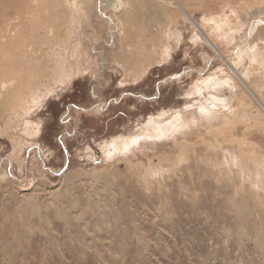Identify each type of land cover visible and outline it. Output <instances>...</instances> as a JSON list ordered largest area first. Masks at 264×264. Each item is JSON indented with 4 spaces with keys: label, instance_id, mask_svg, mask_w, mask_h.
I'll list each match as a JSON object with an SVG mask.
<instances>
[{
    "label": "rangeland",
    "instance_id": "1",
    "mask_svg": "<svg viewBox=\"0 0 264 264\" xmlns=\"http://www.w3.org/2000/svg\"><path fill=\"white\" fill-rule=\"evenodd\" d=\"M56 1L35 5L42 19L53 21L57 40L37 58L17 54L25 58L13 61L11 77L23 70L22 82L17 78L0 104L7 111L26 82L34 81L36 92L51 83L40 107L22 115L35 139L23 146L24 127L16 123L0 130V264H264V111L170 0H142L147 5H136L127 19L136 27L121 37L115 25L113 38L90 8L83 15L89 13L88 25L81 26L71 0L60 11ZM183 2L207 31L217 15L233 24L246 16L252 24L251 12L264 9L262 0ZM25 10L23 0H0V32ZM261 22L252 28L247 63L244 31L222 39L223 48L218 43L241 72L250 64L264 70ZM36 26L46 35L45 24ZM0 52L6 59L7 51ZM255 87L264 92L261 83ZM197 106L218 114L219 125L206 129ZM173 110L182 118L169 121L178 116ZM185 116L190 126L178 131ZM149 124L158 131L151 136ZM118 138V157L104 161L103 151Z\"/></svg>",
    "mask_w": 264,
    "mask_h": 264
},
{
    "label": "bare ground",
    "instance_id": "2",
    "mask_svg": "<svg viewBox=\"0 0 264 264\" xmlns=\"http://www.w3.org/2000/svg\"><path fill=\"white\" fill-rule=\"evenodd\" d=\"M58 1V2H57ZM56 2L58 3L57 5L58 6V11H60V6H61V9L62 10H65L66 7L65 5L66 4H63L64 2L63 1H68L69 0H57ZM169 1V0H168ZM185 1V0H184ZM135 2V3H134ZM144 2V1H143ZM142 0H71L70 2V7L72 9V6L74 5L75 8H73V11L78 10L80 12V14H75L74 12V15L77 16L76 18H79V20L83 17V24L82 25H86L87 22H88V15L87 16H83L85 15V13H87L86 11V7L90 8V10L93 11L94 13V20L97 21V25H102L103 24H106L107 27H109L108 29V33L109 35L112 37V33L114 35V30H113V27L115 29V25H117V28L119 30V34L121 37L125 36L126 35V32L128 30V27L129 28H132V27H136L134 22H130V21H127L128 20H131V15L134 14V10H136V5H139L143 7V5H146L145 3H143ZM166 2V1H165ZM264 2V0H262V3ZM23 3L25 5V11L24 12H18L16 17L11 19L12 23L11 25H9V22H8V30L9 31H6V32H0V49L2 48L3 51H7L6 53V59H3V60H0V104L3 103V102H6L8 96H9V93L11 92V87L13 85L16 84V81H17V78H19V81L21 79V76L23 75V70H20L18 68L17 69V75H19L20 77H14L12 78L11 77V72L16 74L15 71H14V66L11 67L12 65L16 64L14 62L13 64V61L14 60H18V59H23L25 58L24 55H21L19 56L18 58H16L17 54L18 53H21V54H27V52H31L32 55H33V58H37V56L39 55V53H42V49L41 47L44 45V44H47V43H52L54 41L57 40L58 38V31L57 29H54L53 28V21L50 22L49 20L47 19H42L40 16H39V13H38V7H36L35 5V0H23ZM50 4H52L51 2H49ZM48 2H46L47 4V7L50 6ZM62 3V4H60ZM73 3V4H72ZM170 3L173 4V6H175L176 8H178V10H181L183 12V14L186 16V18L193 24V26L196 28V30L198 31L202 41L207 44L216 54V56L221 60L223 61L224 63L223 64H227V67L229 68V70L232 72V75L238 80V82L241 84V86H243L246 91L249 93V96H250V99L252 100V103L258 108V109H262V111H264V92L262 93L261 90H257L256 87H255V84L256 82L258 83H261L263 86H264V70L261 71V73H259L256 65H249L248 68H247V71L249 73V75L247 74V72H241L237 66H235L233 64V62L231 63L230 62V57L229 55H227L228 53H225L223 51V49L220 47V45L218 44V42L213 38V36L211 35V32L210 31H206L203 26H201V24L193 17V14L192 12L189 11L188 9V6L186 5V3L183 2V0H170ZM239 3V2H238ZM54 4V3H53ZM264 4V3H263ZM55 5V6H57ZM78 5L80 7H78ZM204 5V4H203ZM232 5V4H231ZM244 5V4H243ZM54 6V5H53ZM135 6V7H134ZM141 7V8H142ZM52 8V7H51ZM57 8V7H56ZM68 8V7H67ZM61 10V11H62ZM176 10V9H175ZM55 11V10H54ZM69 11V10H68ZM72 11V10H71ZM147 11H148V7H147ZM174 11V10H173ZM236 11V10H235ZM48 12H49V9H48ZM56 12V11H55ZM238 12V11H237ZM52 13V12H50ZM66 13V12H65ZM92 13V12H91ZM252 13V17L251 18V21H252V26L250 27V31L252 32V28H256L258 27L259 25H261V21L264 20V9L263 8H259V9H256L254 10ZM166 14V12H165ZM51 15V14H50ZM59 14H57V20H60L58 19ZM67 16L65 17H68V14H66ZM243 15V14H242ZM156 17L154 15H150V17ZM250 16V15H249ZM244 17V16H243ZM74 18V16H73ZM91 18V17H90ZM66 19V18H65ZM70 19V18H69ZM92 19V18H91ZM244 19H246V16L244 17ZM208 20V19H207ZM15 21H18L17 23ZM65 21V20H64ZM70 21V20H69ZM67 22V32L71 31L73 29V27L71 26L72 24L70 22ZM72 21V20H71ZM102 22V23H101ZM153 21L150 19V23H152ZM221 23V21H220ZM255 23H258V25H254ZM37 24H45V28L47 27V31H46V35L45 33H40L39 35L37 34L39 32V29L40 28H37ZM264 24V22H263ZM88 25V24H87ZM161 25H164V23H162ZM64 26V25H63ZM74 26V25H73ZM76 26V25H75ZM74 26V28H75ZM84 28V27H83ZM82 28V29H83ZM81 29V28H80ZM258 36L264 38V26L262 28H258ZM231 31V29H230ZM235 31V30H234ZM66 33V31H65ZM236 33V32H235ZM255 33V32H254ZM253 33V34H254ZM133 35V34H132ZM115 36V35H114ZM128 36V34H127ZM246 36V35H245ZM250 36V34L248 35ZM66 37V36H65ZM113 38V37H112ZM227 38V37H226ZM62 39V40H61ZM59 40V42H62L63 41V38H61ZM245 39V38H244ZM192 40V39H191ZM64 41H66V38L64 39ZM133 41V40H132ZM141 41H144V40H141ZM42 42V43H41ZM69 43L71 42H68L67 44L69 45ZM233 43V42H232ZM243 43V42H242ZM246 43V42H245ZM66 44V43H65ZM66 44V45H67ZM229 44V43H228ZM240 44V43H239ZM244 45V44H243ZM6 47V49H5ZM245 47V46H244ZM243 47V48H244ZM242 48V50H243ZM241 49V48H240ZM263 49V48H262ZM236 52V51H235ZM240 52V51H239ZM231 53V52H230ZM242 53V52H241ZM261 53V52H260ZM3 54V52H0V56ZM264 54V53H262ZM261 54V55H262ZM247 55V54H246ZM253 56V54H252ZM211 57V56H210ZM216 57V58H217ZM233 57V55L231 56ZM236 57V56H235ZM257 57V56H256ZM252 58V57H251ZM255 58V57H254ZM260 58V57H258ZM257 60V59H256ZM263 60V59H262ZM233 61V60H232ZM27 62V61H26ZM9 63V64H8ZM29 63V62H28ZM258 63V62H257ZM262 63V62H261ZM31 65V64H30ZM224 66V65H223ZM3 67H5V70L3 69ZM22 69L25 68V65H23L21 67ZM224 69V68H223ZM187 70V69H186ZM189 70V69H188ZM228 70V69H227ZM19 71V72H18ZM118 71V70H117ZM229 74V73H228ZM227 74V75H228ZM231 74V73H230ZM144 76V75H143ZM232 77V76H231ZM261 77V79H260ZM29 78V77H28ZM94 78H96V80L98 81V76H94ZM142 78V77H140ZM232 79V78H231ZM230 79V80H231ZM234 79V78H233ZM140 80V79H139ZM219 80V79H218ZM55 81V80H54ZM22 82V81H20ZM34 82V81H33ZM33 82H26V87H23L22 88V92L19 93L18 90H15L16 92H18V94L14 97H12L9 102H8V109L7 111L6 110H2L0 111V130L1 132H5L7 130H9L12 125V123H16L17 126H22L24 127L23 128V134H24V137H23V141H26L23 144L26 145L28 140L31 141L32 139H35L36 137V130L33 129V126L32 124H29L28 121H24L22 120V115L25 117L28 116V115H31L32 114V111L34 110V108H38L40 107L38 103L39 101H42L44 99H41V94H43V92H50V88L52 87L50 84H47L44 83L43 88L39 89L38 92L34 91L33 88L31 87V84ZM215 82V81H214ZM55 83V82H54ZM170 83V82H169ZM199 83V82H198ZM165 84V83H164ZM163 84V85H164ZM207 84V82H206ZM210 84V83H209ZM224 84V83H223ZM225 84H228V83H225ZM106 85V84H105ZM162 85V86H163ZM211 85V84H210ZM209 86V85H208ZM218 86V85H217ZM166 87V86H165ZM206 88V87H205ZM213 89H216L214 87H211ZM228 89V88H227ZM202 90V89H201ZM204 90V89H203ZM221 91V90H220ZM194 92V91H193ZM198 92V91H197ZM202 91H200L201 93ZM216 92V91H215ZM218 93H215L213 95L217 96V94L219 95L218 97H220V92L217 91ZM224 92V91H223ZM222 92V93H223ZM237 92V91H236ZM204 92H202L203 94ZM207 93V92H206ZM210 94V91L208 92ZM227 93V92H225ZM209 94H208V97H209ZM198 95V94H197ZM201 95V94H200ZM207 95V94H206ZM225 95V94H224ZM229 95V94H228ZM228 95H225L226 97ZM196 96V94H195ZM33 97V99H32ZM189 97V96H188ZM203 97V96H202ZM204 97H205V94H204ZM211 97V96H210ZM35 98H40L38 100H35ZM213 98V97H211ZM228 98V97H227ZM21 99L25 100L27 99L28 101H26V103L24 101H21ZM218 99V98H217ZM222 97L219 100H221ZM231 99V97L229 98ZM198 100H201V98H199ZM197 100V101H198ZM203 100V99H202ZM215 100V99H214ZM213 100V101H214ZM232 100V99H231ZM230 100V101H231ZM19 101V102H18ZM207 101V100H206ZM223 101V100H222ZM202 102V101H201ZM217 102V100H216ZM11 103V104H10ZM43 103V102H42ZM203 103V102H202ZM205 103V102H204ZM225 103V102H224ZM196 104V103H195ZM23 105V106H22ZM38 105V106H37ZM41 105V104H40ZM101 105V104H100ZM201 105V104H200ZM214 105V104H213ZM22 107L21 109L19 108V113L17 112V108L18 107ZM186 106V105H185ZM184 106V107H185ZM199 109L200 113H202V118L204 119V121L206 122L207 125H204L206 126V129H212L214 128L216 125H219V123H216L215 121L217 119H219V115L218 114H213L208 108H204L203 106H197V109ZM75 109V108H74ZM73 110V109H72ZM175 111V110H173ZM177 111V110H176ZM175 111V112H176ZM181 111V110H180ZM198 111V112H199ZM173 112L175 115L177 114H181L179 113V111H177L176 113ZM183 112V111H182ZM164 113V112H163ZM172 113V114H173ZM99 114V113H98ZM171 114V113H169ZM168 116V114H166ZM164 116V115H163ZM24 117V118H25ZM165 117V116H164ZM178 117L181 119L182 117H180L179 115L176 116V118H169L170 120L169 121H175L173 119H178ZM158 118V117H157ZM194 118V117H193ZM152 119V118H151ZM150 119V121H151ZM179 119V120H180ZM186 119H188L186 116H185V119L183 120V122H179L177 126H179L178 128L176 127V129L179 131V130H184L186 128H188V126H190V124H188L189 122H186ZM156 120V118H155ZM154 120V121H155ZM158 120V119H157ZM156 120V121H157ZM160 120V119H159ZM168 120V119H167ZM168 121V122H169ZM177 121V120H176ZM181 121V120H180ZM222 121V120H221ZM23 122V124H22ZM163 123V122H161ZM166 123V122H165ZM177 123V122H176ZM190 123H193V121L191 120ZM216 123V124H215ZM15 124V125H16ZM148 124V123H147ZM156 124V122H155ZM154 124V125H155ZM158 124V123H157ZM156 124V125H157ZM171 124V123H170ZM174 124V123H173ZM40 125V124H39ZM150 125V128H148V130L145 131V134H150L153 135L154 132H158L157 131V128L154 129L151 127V124ZM159 125V124H158ZM163 126V125H161ZM166 126V125H165ZM172 126V125H171ZM145 127V126H144ZM160 127V126H158ZM175 126L173 125V128ZM9 128V129H8ZM19 128V127H18ZM172 128V127H171ZM43 128H41V131H42ZM160 130L162 128H159ZM168 129V128H167ZM166 129V130H167ZM16 131V129H13ZM39 130V129H38ZM170 130V128H169ZM187 130V129H186ZM164 131V129H163ZM168 131V130H167ZM171 131V130H170ZM40 132V131H39ZM43 132V131H42ZM165 132V131H164ZM184 132V131H182ZM7 133V132H6ZM161 133V131H160ZM2 134V133H1ZM14 134V133H13ZM22 135V134H20ZM41 135V134H40ZM16 136V134H15ZM29 136H32L33 138L29 139L27 137ZM122 136V135H121ZM155 136V135H154ZM157 136V135H156ZM17 137V136H16ZM133 137V136H132ZM136 138V136H134ZM133 137V139H134ZM148 136L145 137V139H147ZM20 138V137H19ZM117 138V137H115ZM114 138V139H115ZM140 138V137H139ZM10 139V138H8ZM121 139V138H120ZM129 139V138H128ZM149 139V137H148ZM155 139V138H154ZM161 139V138H160ZM174 139V138H173ZM172 139V140H173ZM177 139V138H176ZM21 140V141H22ZM153 140V139H152ZM183 140H186V139H183ZM20 142V140H18ZM114 141V140H113ZM137 141V140H136ZM142 141V140H141ZM154 141V140H153ZM188 141V140H187ZM16 142V141H15ZM15 142H13L12 144L13 145H17L15 144ZM120 144L121 142H119V138L117 140L114 141V143L111 144L109 143H106L108 144V146L111 147V150H104L103 151V159L104 161H108L110 160V158H116L118 156H116V152H117V147H118V143ZM18 143V142H17ZM65 143V142H64ZM131 143V142H130ZM141 143V142H140ZM142 143H145V142H142ZM149 143V142H148ZM116 144V145H115ZM134 144V143H133ZM163 144V143H162ZM167 144V143H166ZM172 145V144H171ZM226 145V144H225ZM18 146V145H17ZM22 146V147H23ZM107 146V145H106ZM120 146V145H119ZM125 146V144H124ZM137 146V145H136ZM150 146V145H149ZM154 146V145H153ZM152 146V147H153ZM67 147V146H66ZM103 147V146H101ZM105 147V145H104ZM129 147H130V144H129ZM147 147V146H146ZM162 147V146H161ZM170 146H168L169 148ZM20 148H21V145H20ZM88 148V147H87ZM86 148V149H87ZM120 148V147H119ZM118 148V149H119ZM122 148V146H121ZM142 148V147H141ZM144 148V146H143ZM66 149V148H65ZM89 149V148H88ZM132 148L129 149V151L131 150ZM148 151H149V148H147ZM171 149V147H170ZM216 150V149H215ZM221 150V149H220ZM26 151V150H25ZM41 151V150H40ZM43 151V150H42ZM122 151L121 153H123V151L125 150H119V152ZM127 151V150H126ZM128 151V152H129ZM152 151V150H151ZM36 152V151H35ZM88 152V150H87ZM86 152V153H87ZM90 152V151H89ZM24 153V152H23ZM31 153V152H30ZM118 153V152H117ZM131 153V151H130ZM142 153V152H141ZM14 153H12L13 155ZM22 154V153H21ZM25 154V153H24ZM35 154V153H34ZM42 154V153H41ZM88 154V153H87ZM134 154V153H133ZM12 155H11V158L12 159ZM53 155V154H52ZM127 155V154H126ZM136 156V154H135ZM120 157V156H119ZM129 157V156H127ZM126 157V158H127ZM198 157V156H197ZM144 159V157H142ZM225 158V157H224ZM228 158V157H227ZM230 158V157H229ZM10 159H6V162L8 163V165L10 164ZM128 159V158H127ZM130 159V158H129ZM128 159V160H129ZM4 160V161H5ZM184 160V159H183ZM10 161V162H9ZM120 161V160H119ZM118 161V162H119ZM141 161V159H140ZM16 162V161H15ZM15 162L13 161L12 164L15 165ZM30 162V161H29ZM115 162V161H114ZM117 162V161H116ZM25 163L26 160H23L22 158V163L19 164V166H25ZM113 163V162H112ZM44 164V163H43ZM114 164V163H113ZM7 165V166H8ZM32 165V164H31ZM23 166V167H24ZM207 167V166H206ZM212 167V166H210ZM6 168V167H5ZM209 168V167H208ZM213 168V167H212ZM11 169V168H10ZM23 169V168H21ZM20 169V170H21ZM33 169V168H32ZM52 170V169H51ZM84 170V169H82ZM144 170V169H143ZM147 170V169H146ZM211 170V169H210ZM7 170H4L5 173ZM22 171V170H21ZM25 171H23L24 173ZM209 172V171H208ZM212 172V171H211ZM215 172V171H214ZM9 173V172H8ZM20 173V172H19ZM66 173V171H65ZM10 174V173H9ZM30 174V173H29ZM147 174V173H146ZM1 175V174H0ZM24 175V174H23ZM26 176V175H25ZM4 177V176H3ZM29 177V175H28ZM27 177V178H28ZM19 178V177H18ZM21 179V178H20ZM142 179V177H141ZM144 179V178H143ZM27 180V179H25ZM236 198V197H235ZM35 205V204H34ZM242 232V231H241ZM240 232V233H241Z\"/></svg>",
    "mask_w": 264,
    "mask_h": 264
},
{
    "label": "crops",
    "instance_id": "3",
    "mask_svg": "<svg viewBox=\"0 0 264 264\" xmlns=\"http://www.w3.org/2000/svg\"><path fill=\"white\" fill-rule=\"evenodd\" d=\"M148 1V0H147ZM147 5V4H146ZM192 8V7H191ZM212 10H214V9H212ZM219 10V9H218ZM219 15H217V17H215L214 19H215V23H212L211 25H210V32H211V35L213 36V38L215 39V40H218V43L221 45V47H222V45H223V42L221 41L222 39H225L226 37H233V36H236V34H238L239 32H242V31H244L245 33H244V35H242L243 36V38L240 40V42L242 43V45L243 46H245V44H247L248 43V46L246 47V50H245V57L247 56V61H246V63L249 61V59L252 57V54L250 53L251 52V36H253V33L255 32V31H250V27H251V23H250V20L249 21H247V19H245V20H239V21H235V23L233 24L232 23V21H230V23H224V20H223V17H222V15L221 16H219ZM187 19V18H186ZM242 19H244V17H242ZM188 20V19H187ZM230 20V19H229ZM189 21V20H188ZM220 21H221V23H220ZM190 22V21H189ZM191 23V22H190ZM191 25L193 26V24L191 23ZM195 28V27H194ZM204 28V27H203ZM223 28L225 29V31L223 30ZM196 29V28H195ZM205 29V28H204ZM230 29H231V31H230ZM206 30V29H205ZM235 30V31H234ZM207 31V30H206ZM236 32V33H235ZM250 34V36H248ZM164 35V34H163ZM246 35V36H245ZM245 38V39H244ZM255 38H256V35L254 36V39L253 40H255ZM258 40V39H257ZM246 42V43H245ZM256 42V41H255ZM255 42L253 41V43L255 44ZM209 47V46H208ZM223 48V47H222ZM241 47H238V48H236V50L238 51L239 49H240ZM243 51H244V49H243ZM258 51H260V50H258ZM225 52V51H224ZM225 53H227V52H225ZM232 54V53H231ZM231 54L229 53V57H231ZM247 54V55H246ZM217 57V56H216ZM218 58V57H217ZM219 59V58H218ZM220 60V59H219ZM251 60H252V58H251ZM223 62V61H222ZM230 62H231V60H230ZM224 63V62H223ZM232 63V62H231ZM252 65V64H251ZM249 65H247V66H244L245 67V69H243V72L247 69V67H248ZM224 67H226V69H228L229 70V68L227 67V64L225 63L224 64ZM243 67V66H242ZM229 72L232 74V72L229 70ZM218 79H219V77L218 78H215V80L217 81V83L219 84V82H218ZM171 80H167L165 83H168V82H170ZM257 83V82H256ZM256 89L257 90H259V87H256ZM218 101V100H217ZM217 102H216V100L214 101V105H215V107H218V105L216 104ZM200 109V108H199ZM197 111H199V110H197ZM200 112V111H199ZM178 113V112H177ZM180 113V112H179ZM28 161V160H27Z\"/></svg>",
    "mask_w": 264,
    "mask_h": 264
}]
</instances>
